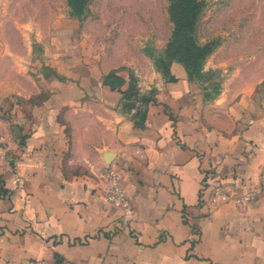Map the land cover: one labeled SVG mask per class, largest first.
I'll return each mask as SVG.
<instances>
[{
	"label": "crops",
	"instance_id": "crops-1",
	"mask_svg": "<svg viewBox=\"0 0 264 264\" xmlns=\"http://www.w3.org/2000/svg\"><path fill=\"white\" fill-rule=\"evenodd\" d=\"M122 59L101 48L58 78L44 68L41 103L0 95V264H264V117L210 113L180 66L128 114V85L105 83ZM108 169L128 224L106 199ZM219 187L231 200L211 209Z\"/></svg>",
	"mask_w": 264,
	"mask_h": 264
},
{
	"label": "rangeland",
	"instance_id": "rangeland-1",
	"mask_svg": "<svg viewBox=\"0 0 264 264\" xmlns=\"http://www.w3.org/2000/svg\"><path fill=\"white\" fill-rule=\"evenodd\" d=\"M101 48L125 58L105 83L128 85V114L180 66L210 113L264 117V0H0V95L10 100L43 102L44 68L58 78L61 62L69 70Z\"/></svg>",
	"mask_w": 264,
	"mask_h": 264
},
{
	"label": "built area",
	"instance_id": "built-area-1",
	"mask_svg": "<svg viewBox=\"0 0 264 264\" xmlns=\"http://www.w3.org/2000/svg\"><path fill=\"white\" fill-rule=\"evenodd\" d=\"M0 158H4V152L1 147ZM101 177L108 184L105 190V196L108 203L112 208L121 210L123 212L124 223L128 224L132 218L133 211L130 205L129 198L120 185L119 174L113 169H108L102 174ZM230 200L231 195L226 192L223 188L219 187L213 190L208 203L211 209H217L220 206L229 202ZM247 200H249V198H247Z\"/></svg>",
	"mask_w": 264,
	"mask_h": 264
},
{
	"label": "water",
	"instance_id": "water-1",
	"mask_svg": "<svg viewBox=\"0 0 264 264\" xmlns=\"http://www.w3.org/2000/svg\"><path fill=\"white\" fill-rule=\"evenodd\" d=\"M112 159H113V155H108V156L106 157V160H107V162H109V163H111Z\"/></svg>",
	"mask_w": 264,
	"mask_h": 264
},
{
	"label": "trees",
	"instance_id": "trees-1",
	"mask_svg": "<svg viewBox=\"0 0 264 264\" xmlns=\"http://www.w3.org/2000/svg\"><path fill=\"white\" fill-rule=\"evenodd\" d=\"M111 77L112 76H109L108 79L111 78ZM108 79H107V82H108ZM107 84L110 85L111 87L113 86V83L112 84L111 83H107Z\"/></svg>",
	"mask_w": 264,
	"mask_h": 264
}]
</instances>
